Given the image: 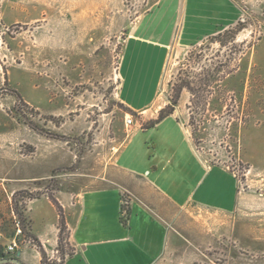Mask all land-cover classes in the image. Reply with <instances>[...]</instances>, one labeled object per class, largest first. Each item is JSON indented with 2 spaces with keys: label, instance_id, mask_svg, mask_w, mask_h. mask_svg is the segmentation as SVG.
<instances>
[{
  "label": "rangeland",
  "instance_id": "obj_1",
  "mask_svg": "<svg viewBox=\"0 0 264 264\" xmlns=\"http://www.w3.org/2000/svg\"><path fill=\"white\" fill-rule=\"evenodd\" d=\"M189 2L0 0V236H13L16 218L19 243L35 245L29 202L53 196L64 219L61 205L108 186L133 130L147 129L175 102L197 155L235 180L237 204L228 213L194 205L175 212L178 222L169 227L178 244L156 264H264V0H226L227 25L181 39ZM150 17L176 36L155 54L148 81L155 101L144 118L154 111L156 118L142 121L138 108L125 103L131 79L124 69L128 41ZM127 118L132 125L125 128ZM150 138L163 149L154 131L134 142L146 141L151 153ZM45 204H35L40 227L56 215ZM69 232L66 226L45 264H63L71 254Z\"/></svg>",
  "mask_w": 264,
  "mask_h": 264
},
{
  "label": "crops",
  "instance_id": "obj_2",
  "mask_svg": "<svg viewBox=\"0 0 264 264\" xmlns=\"http://www.w3.org/2000/svg\"><path fill=\"white\" fill-rule=\"evenodd\" d=\"M189 4L184 19L187 31L182 32L181 39L187 34L192 39L210 34L232 20L226 0H190ZM135 32L137 36L132 35L128 41L129 58L124 69L131 79L125 88L130 99L125 103L138 108L140 120L145 121L156 118V111L144 118L155 101V97L151 99L155 86L148 82L156 68L154 57L163 55L170 38L176 35H171L166 22L151 17ZM186 124L185 116L176 107L153 127L134 129L115 156L112 172L107 176L109 185L85 191L75 202L61 205L72 247L63 264H156L163 253L178 244V233L169 227V223L178 222L175 212L192 205L225 213L234 210L235 180L220 168L205 165L191 145ZM148 131L158 133L164 140L163 149L151 138L155 148L151 153L145 147L146 141L134 142L138 134ZM3 193L4 187L0 188V198ZM123 197L127 198L125 222L121 221ZM41 201L51 211L54 208L45 195L32 199L25 214L28 234L40 243L49 259H54L58 248V214L54 221H42L41 227L37 226L35 204ZM13 240V236H0V249ZM16 244L10 256L19 252L24 264H42L40 253L30 240L19 243L17 239Z\"/></svg>",
  "mask_w": 264,
  "mask_h": 264
},
{
  "label": "trees",
  "instance_id": "obj_3",
  "mask_svg": "<svg viewBox=\"0 0 264 264\" xmlns=\"http://www.w3.org/2000/svg\"><path fill=\"white\" fill-rule=\"evenodd\" d=\"M175 102H173L171 105H170V109L168 111H164V110H161L160 113H159V117L157 119H155L148 127V128H151L154 126V124L158 123L160 120H162V118H165L166 116L172 114L174 112V107H175ZM48 200L52 203V205L54 206L56 212H57V216H58V229H59V232H58V248H59V245H60V240H61V233L64 232V230L66 229V225H65V222H64V219H63V214H62V211H61V208L60 206L58 205V203L54 200V197L53 196H49ZM31 240L33 241V243L36 245L40 255H41V262L42 264H45V260H46V254L45 252L42 250V246L40 245V243H38V241L34 238L31 237ZM58 248H57V251H58ZM7 258H11L10 255H5L2 253L1 249H0V260H4V259H7ZM6 264H12V263H6Z\"/></svg>",
  "mask_w": 264,
  "mask_h": 264
},
{
  "label": "built area",
  "instance_id": "obj_4",
  "mask_svg": "<svg viewBox=\"0 0 264 264\" xmlns=\"http://www.w3.org/2000/svg\"><path fill=\"white\" fill-rule=\"evenodd\" d=\"M131 125H132V120L130 118L125 119V122H124L125 128H128ZM22 231L23 230L20 226V222L18 221V219L14 218V234H13L14 240L10 245L4 248L1 247V251L3 254L11 255L14 252L15 248L17 247L16 242H17L18 237L23 236Z\"/></svg>",
  "mask_w": 264,
  "mask_h": 264
},
{
  "label": "water",
  "instance_id": "obj_5",
  "mask_svg": "<svg viewBox=\"0 0 264 264\" xmlns=\"http://www.w3.org/2000/svg\"><path fill=\"white\" fill-rule=\"evenodd\" d=\"M20 254L17 252L14 257L0 260V264L12 263V264H24L20 259Z\"/></svg>",
  "mask_w": 264,
  "mask_h": 264
}]
</instances>
